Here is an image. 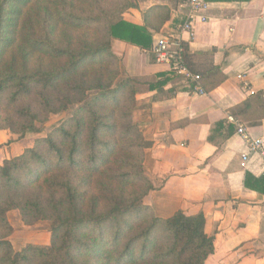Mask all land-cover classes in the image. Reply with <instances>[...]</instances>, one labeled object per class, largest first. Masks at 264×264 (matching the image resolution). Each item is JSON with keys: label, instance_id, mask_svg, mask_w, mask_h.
<instances>
[{"label": "trees", "instance_id": "16d2710c", "mask_svg": "<svg viewBox=\"0 0 264 264\" xmlns=\"http://www.w3.org/2000/svg\"><path fill=\"white\" fill-rule=\"evenodd\" d=\"M134 6L0 0V130L22 138L68 113L0 162V264H204L213 254L202 212L162 218L144 203L151 141L134 116L138 80L122 74L112 51L113 39L151 46L146 27L123 18ZM204 75L214 87L224 79L214 65ZM258 179L246 173L245 185ZM12 211L27 226L49 222V242L15 249Z\"/></svg>", "mask_w": 264, "mask_h": 264}, {"label": "crops", "instance_id": "0c3cea01", "mask_svg": "<svg viewBox=\"0 0 264 264\" xmlns=\"http://www.w3.org/2000/svg\"><path fill=\"white\" fill-rule=\"evenodd\" d=\"M132 1L123 18L145 26L151 46L113 39L112 51L122 74L138 80L135 115L151 141L143 164L153 190L144 203L162 218L177 210L204 214L214 245L204 264H264V161L253 155L240 165L246 145L229 119L264 143V0H207L206 19H196L192 37L180 33L190 14L184 0ZM161 37L188 46L193 73L214 65L223 81L214 87L204 75L205 94L192 92L168 64L155 61L152 48ZM24 137L0 130V162L22 152ZM246 173L258 181L245 185ZM13 228L10 241L19 249L25 244L21 238L15 245Z\"/></svg>", "mask_w": 264, "mask_h": 264}, {"label": "built area", "instance_id": "2783aa9c", "mask_svg": "<svg viewBox=\"0 0 264 264\" xmlns=\"http://www.w3.org/2000/svg\"><path fill=\"white\" fill-rule=\"evenodd\" d=\"M184 2L189 5L190 14L180 26V33L186 32L190 35V37H192L196 19L200 18L201 21H205L206 19L203 12L208 9V2L207 0H184ZM183 50L184 48L180 38L170 41L166 37H161L157 39L155 45L153 46L152 53L157 63L168 64L173 73L178 76H182L192 92L203 95L205 94V90L201 85V76L193 73L183 63ZM229 119L236 126L237 134L246 145V151L241 153L240 165L242 167H246L253 155L259 156L264 161L263 140L258 137H253L237 118L231 116Z\"/></svg>", "mask_w": 264, "mask_h": 264}, {"label": "rangeland", "instance_id": "374dc122", "mask_svg": "<svg viewBox=\"0 0 264 264\" xmlns=\"http://www.w3.org/2000/svg\"><path fill=\"white\" fill-rule=\"evenodd\" d=\"M71 110H73V108ZM67 114L65 113V114L52 115L49 121L45 123L43 126H41L40 132L38 133L27 132L24 137L26 139L21 141L20 145L25 146V148H26V145H29V146L32 145L33 141L36 138L46 135V133L50 131L53 127L59 125L62 122V120L67 116ZM134 116L135 118H137V116L135 115V112H134ZM31 136H33V139L31 138ZM25 148H23L22 151ZM9 220L12 226L16 227V230H17L16 237H14L13 239V242L15 241V245H17L16 244L17 239H21V238H23V244H27L29 242L35 243V244H46L49 242V239H50L49 238L50 237L49 222L39 221L27 227V225H24L20 221L19 215L16 211L10 212Z\"/></svg>", "mask_w": 264, "mask_h": 264}]
</instances>
